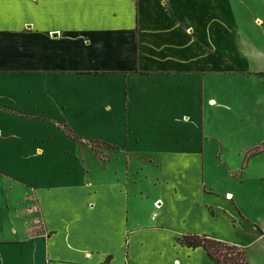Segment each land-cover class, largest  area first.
Instances as JSON below:
<instances>
[{
	"label": "crops",
	"instance_id": "1",
	"mask_svg": "<svg viewBox=\"0 0 264 264\" xmlns=\"http://www.w3.org/2000/svg\"><path fill=\"white\" fill-rule=\"evenodd\" d=\"M236 7L264 27V0H0V264H210L176 239L249 223L264 37Z\"/></svg>",
	"mask_w": 264,
	"mask_h": 264
},
{
	"label": "rangeland",
	"instance_id": "2",
	"mask_svg": "<svg viewBox=\"0 0 264 264\" xmlns=\"http://www.w3.org/2000/svg\"><path fill=\"white\" fill-rule=\"evenodd\" d=\"M236 16L239 18L237 20V24L241 27L243 33L250 35L256 42H261L263 40L264 27L260 25L256 26V24L251 20V17L248 16V12L245 8L236 7ZM261 24H264V22ZM245 85L252 87L251 83L249 82H246ZM247 99L251 98L250 96L245 94L240 98L241 101ZM253 136L260 138L264 137V124H259L258 130L254 132ZM71 137L77 140V138L73 134L71 135ZM91 146L96 156H98V154L100 153H105L106 151H108V154L112 160H122L121 155L109 146L105 147L101 144L99 145V143H91ZM254 169L255 172L259 171L260 173L261 170V172H264V154L261 156L259 162L257 160L255 161V167H252L253 172ZM97 170L99 169H96V174L99 173V171ZM250 176H252V174H250ZM243 193L248 194L250 198L249 203L246 206L247 220L249 223H243L244 225L240 226L238 221L235 222V218L231 219L230 221H226L227 217L224 219L223 216H219L220 224L216 231L226 240L225 243L244 248L249 264H264V242L257 238L260 236L257 228L260 226V228L262 229L263 226L264 230V180L259 181L254 177H249L244 182ZM257 194H261V205H258L255 201L252 200L253 197H257ZM254 226L258 227L255 229ZM165 250L166 248H162L161 250V252L163 253L162 256L164 257H166L168 254V251L166 250L165 255ZM187 264L203 263L199 260H191L188 261ZM210 264L214 263L211 262Z\"/></svg>",
	"mask_w": 264,
	"mask_h": 264
},
{
	"label": "trees",
	"instance_id": "3",
	"mask_svg": "<svg viewBox=\"0 0 264 264\" xmlns=\"http://www.w3.org/2000/svg\"><path fill=\"white\" fill-rule=\"evenodd\" d=\"M66 132L68 131L66 130ZM68 136L71 137L70 132H68ZM176 242L188 249L202 248L214 264H249L244 248L211 239L206 235H185L177 238Z\"/></svg>",
	"mask_w": 264,
	"mask_h": 264
}]
</instances>
